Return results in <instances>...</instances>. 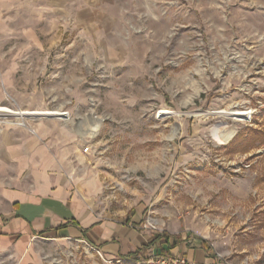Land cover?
I'll list each match as a JSON object with an SVG mask.
<instances>
[{"label": "rangeland", "instance_id": "obj_1", "mask_svg": "<svg viewBox=\"0 0 264 264\" xmlns=\"http://www.w3.org/2000/svg\"><path fill=\"white\" fill-rule=\"evenodd\" d=\"M77 12L0 0V107L66 113L26 126L0 116V136L51 144L98 212L139 211V226L185 235L214 264H264V0H107ZM217 124L229 142L213 140ZM11 255L0 264H133L70 241Z\"/></svg>", "mask_w": 264, "mask_h": 264}, {"label": "crops", "instance_id": "obj_2", "mask_svg": "<svg viewBox=\"0 0 264 264\" xmlns=\"http://www.w3.org/2000/svg\"><path fill=\"white\" fill-rule=\"evenodd\" d=\"M42 2L78 9L77 16L84 17L107 0ZM55 156L51 144L43 145L28 132L0 136V257L14 254L23 258L38 242L70 241L85 244L108 260L133 264H143L158 254L181 256L188 264H214L203 245L192 243L185 235L141 229L139 211H96L84 191L75 192L70 176ZM144 253L146 260L141 258L146 257Z\"/></svg>", "mask_w": 264, "mask_h": 264}, {"label": "bare ground", "instance_id": "obj_3", "mask_svg": "<svg viewBox=\"0 0 264 264\" xmlns=\"http://www.w3.org/2000/svg\"><path fill=\"white\" fill-rule=\"evenodd\" d=\"M168 113H170V111H161V114H163V115H167ZM213 114H215L217 116H221V117L230 116L235 120H242L244 117H247L249 115V112L245 111V110H243V111H235L234 110V111H228V112L221 110V111L214 112ZM0 116L1 117L13 116L17 120H20L21 125H23V123H24L23 121L26 119H34V118L37 119L40 117H49V116H51V117H53V116L63 117L64 115L58 111H50V110L49 111H40V110L25 111V110H19L17 112V111L10 110V108L8 109L6 107H4V108L0 107ZM99 126H100V123L96 122V124L94 125V128L90 132L91 136H94V133L98 130ZM222 126L223 125H221V124H217V125L213 126V128L210 130L211 137L213 138V140L217 141L219 144H223L226 141L229 142L228 139L231 138L234 134L233 131H229L228 134H221L222 132H220V128Z\"/></svg>", "mask_w": 264, "mask_h": 264}, {"label": "built area", "instance_id": "obj_4", "mask_svg": "<svg viewBox=\"0 0 264 264\" xmlns=\"http://www.w3.org/2000/svg\"><path fill=\"white\" fill-rule=\"evenodd\" d=\"M62 114L64 116L66 115L65 112ZM87 150L88 149L85 148L84 152H86ZM141 229L146 230V231L151 230L152 233L157 232L156 226L153 224H150V223L142 225ZM143 264H188V263H187L186 259L184 257H181V256H173V257L158 256V257H152V258L148 259L146 262H143Z\"/></svg>", "mask_w": 264, "mask_h": 264}, {"label": "trees", "instance_id": "obj_5", "mask_svg": "<svg viewBox=\"0 0 264 264\" xmlns=\"http://www.w3.org/2000/svg\"><path fill=\"white\" fill-rule=\"evenodd\" d=\"M162 236H164V235H162ZM159 237H160V236H158V235L156 236L157 239H161V238H159ZM162 238H165V237H162ZM157 239H156V240H157ZM158 256H164V255H159V254H158ZM158 256H157V257H158Z\"/></svg>", "mask_w": 264, "mask_h": 264}]
</instances>
